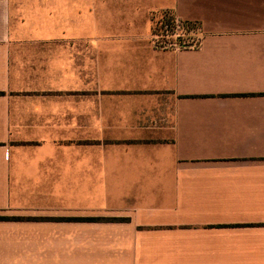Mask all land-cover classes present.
<instances>
[{"label":"crops","instance_id":"0c3cea01","mask_svg":"<svg viewBox=\"0 0 264 264\" xmlns=\"http://www.w3.org/2000/svg\"><path fill=\"white\" fill-rule=\"evenodd\" d=\"M0 217V264H264V0H0Z\"/></svg>","mask_w":264,"mask_h":264},{"label":"built area","instance_id":"2783aa9c","mask_svg":"<svg viewBox=\"0 0 264 264\" xmlns=\"http://www.w3.org/2000/svg\"><path fill=\"white\" fill-rule=\"evenodd\" d=\"M160 34L154 32V44L159 49H183L197 46L201 30L196 23H183L164 15Z\"/></svg>","mask_w":264,"mask_h":264},{"label":"trees","instance_id":"16d2710c","mask_svg":"<svg viewBox=\"0 0 264 264\" xmlns=\"http://www.w3.org/2000/svg\"><path fill=\"white\" fill-rule=\"evenodd\" d=\"M163 20H164V17H163V14H161L157 18V20L155 21V24H154V27H153L154 32H156V27L157 26H158V28L160 30ZM7 220H12V221L16 220L17 221V220H20V219L0 217V221H7ZM28 221H33V220H30L29 219ZM58 221H61V220H58ZM86 221H101V220H98V219H88Z\"/></svg>","mask_w":264,"mask_h":264},{"label":"rangeland","instance_id":"374dc122","mask_svg":"<svg viewBox=\"0 0 264 264\" xmlns=\"http://www.w3.org/2000/svg\"><path fill=\"white\" fill-rule=\"evenodd\" d=\"M156 32H157V34H160V30H159L158 26L156 27Z\"/></svg>","mask_w":264,"mask_h":264}]
</instances>
